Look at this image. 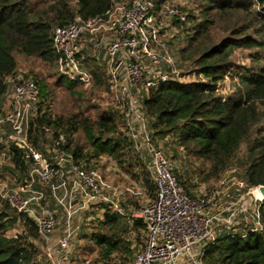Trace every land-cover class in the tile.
I'll use <instances>...</instances> for the list:
<instances>
[{
    "label": "trees",
    "instance_id": "obj_1",
    "mask_svg": "<svg viewBox=\"0 0 264 264\" xmlns=\"http://www.w3.org/2000/svg\"><path fill=\"white\" fill-rule=\"evenodd\" d=\"M115 1L0 0V99L8 90V77L16 74V56L56 65L54 28L68 24L76 15L86 19L103 17ZM166 1L153 0L156 8ZM193 1L197 14L180 8L186 12V19L174 22L184 26L185 36L173 59L178 77L171 74L162 80L157 76L153 84L145 85L141 111L154 136L171 138L185 152L184 158L173 152L176 164L172 169L191 196L196 195L200 184L218 180L234 165L243 143L246 146L241 165L246 188L264 185V123L258 129L264 121V0ZM94 60V55L86 53L81 59L91 85L111 92L104 60L99 63L103 73L92 68ZM166 68L170 74L171 66ZM186 73L194 79H183ZM32 78L38 86V113L30 121L29 136L36 148L47 153L43 125H52L54 136L61 134L64 138L59 150L68 153L74 162L95 169L101 158L108 157L144 188L148 200L155 196L150 172L132 139L121 130L123 113L101 109L92 115L90 107L75 109L65 103L54 113L51 104L58 97V87L81 101L88 86L58 70L53 73V84L39 73ZM255 129L257 134L251 138ZM6 156L9 163L0 165V181L9 175L16 185L26 184L30 160L12 144L7 146ZM55 168L60 171L51 184H42L51 196L55 194L53 181L66 178L60 175L61 168ZM178 168H183L182 173L177 172ZM127 204L140 207L131 198L120 202L126 216L104 203L89 207L79 233L84 242L76 247L78 260L83 264L132 262L135 245L131 236L144 243L146 230L143 220L129 217ZM100 211L102 216L98 217ZM257 214L254 225L243 233L219 232L205 244L203 264H264V199L259 201ZM13 228L20 231L8 234ZM36 241L41 243L42 239L34 219L16 211L0 194V264H51Z\"/></svg>",
    "mask_w": 264,
    "mask_h": 264
},
{
    "label": "built area",
    "instance_id": "obj_2",
    "mask_svg": "<svg viewBox=\"0 0 264 264\" xmlns=\"http://www.w3.org/2000/svg\"><path fill=\"white\" fill-rule=\"evenodd\" d=\"M186 15L185 11L169 1L156 8L153 0H116L103 17L86 19L76 15L71 22L55 27L52 32V47L57 54L58 73L88 83L90 74L82 67L81 50L86 42L95 40L97 33L109 32L113 38L105 40L104 61L110 90L119 100L127 103L129 111L137 114L144 127L146 116L136 107L131 93L132 87L146 71L144 57L153 64L160 63L163 58L150 47L158 40L159 23L173 17L184 21ZM163 61L172 70L170 74L161 71L158 76L162 80L171 74L178 77L173 59L165 57ZM8 81L12 83L9 96L12 109L0 115V124L6 127L3 141L7 146L12 144L21 149L31 165L26 184L17 185L15 189L4 192L0 190V194L9 200L16 211L25 212L34 219L44 243L45 256L50 263H69L66 253L73 233L69 218L78 210L85 211L91 205L99 203L107 204L111 210L126 215L120 205L122 190L106 181L98 170L87 169L84 164L74 162L68 153L60 151L59 146L64 138L61 134L54 136L56 129L52 125H43L44 133L48 137L47 153L36 148L30 140L29 125L38 113V86L31 76L20 74L8 77ZM153 83V79L147 81V84ZM127 129L134 147L138 148L132 124L127 123ZM145 142L150 155L146 168L155 183V196L131 213L132 218L143 220L146 234L141 249L130 264H203L205 244L218 235V222L229 223L231 216L221 217L212 212V206L217 201L211 195L191 196L178 182L172 164L163 150L149 144L147 137ZM56 166L61 168V175H73L69 190L79 197L75 206L71 203L75 197L68 200L67 205L64 198L58 199V203L66 209L67 222L64 234L53 239L56 228L55 212L45 208L37 213L31 206L45 198L44 190L36 189L34 184H51L53 177L60 171ZM65 182L66 179L62 178L58 185H52V189L65 186ZM123 190L124 194L131 197H136L139 193L129 186ZM253 191L260 199L255 187ZM61 253L63 259L57 260Z\"/></svg>",
    "mask_w": 264,
    "mask_h": 264
},
{
    "label": "rangeland",
    "instance_id": "obj_3",
    "mask_svg": "<svg viewBox=\"0 0 264 264\" xmlns=\"http://www.w3.org/2000/svg\"><path fill=\"white\" fill-rule=\"evenodd\" d=\"M169 2L177 5L179 8H183L188 13L191 11L197 14V6L193 0H169ZM176 18L171 19H164L159 23V36L156 43L151 44V50L154 51L160 58H172L176 59L177 56V49L183 45L184 43V34L182 32L184 26L179 27L174 24ZM99 33H97L98 39ZM113 37L111 34H105V37L101 38L100 44L96 46H90L85 49L86 54L94 55L95 60L92 62V68L97 69L99 72L103 73V69L99 65L100 61H103L105 58V40L109 41ZM17 58V67H16V75H26L27 77H35V74L44 75L47 78V82L53 84L54 78L53 73L57 70L56 65H49L45 62L40 61L37 58H25L21 55L16 56ZM160 61L158 64H153L150 62L149 59L146 57L143 58V64L146 68V75L144 73L143 77L138 81L136 87H132V97L133 100L136 101V107L141 110V95L142 93H138L137 90L143 89L145 85H147V81L152 80L158 76V73L161 71L167 70L164 61ZM194 75L192 74H184L183 79L185 80H193ZM8 93L4 95L3 102L1 103L0 107V115L5 114L7 111L11 110V103H10V93H11V86L12 83L8 81ZM227 83V82H226ZM90 81L86 83L88 87L85 88V95L83 96V100L79 101L76 99L74 95H72L69 91L65 90L62 87L57 88L58 97L55 99V102H52L53 112L56 113L61 107V103H65L66 106L71 107L75 106L74 108L77 109L81 107L82 109L86 107L92 108V115L99 112L101 109H111L115 106L112 102V98L114 97V93L104 89L103 87H96L95 85H91ZM120 96V95H119ZM136 96L138 99L136 100ZM138 102V103H137ZM139 104V106L137 105ZM125 122L121 126V130L123 133L129 136L130 132L127 129V123L132 124L134 127L135 132V143L138 148L136 152L140 155L143 159L145 165L150 161V155L146 149V137L148 138L149 144L160 148L166 154L168 159L170 160L172 166H174L175 159L173 157V152L177 153V156L181 158L185 157V152L179 148L171 138H158L152 134L151 126L149 120L145 117L143 124L144 127L141 125L140 120L136 113H133L132 116L124 119ZM264 123L262 121L259 124V127ZM6 131V127L0 124V165L1 164H8L9 160L6 156L7 151V144L3 141L4 140V132ZM257 134V129H255L252 134L251 138ZM47 137V136H46ZM48 138V137H47ZM245 146L246 144L243 143L240 147V151L238 153V159L228 170H226L221 177L216 181H211L208 183L200 184L198 189L195 190V194H202V195H211L213 199L217 202L212 206L213 213L218 214L219 216L228 217L231 216L229 223H221L218 222V228L220 233L224 231H229L232 234L243 233L245 228L253 226L256 222V210H258L259 202L261 201L258 199L256 194H254V187L246 188L245 182L243 180V168L241 165V161L245 154ZM184 164V163H183ZM183 168H178L177 172L182 173ZM96 170H98L99 174L108 181L111 182L114 186H118V190H122V194H120V202L126 201L128 198L135 199L138 201V204L143 205L146 201H148V195L146 194L143 187L138 185L134 179L129 177V175L123 173L118 167H116L114 161L108 157H103L99 160ZM125 177H124V176ZM123 176V177H122ZM73 175L66 176L65 186H58L55 189V194L53 196L46 194L45 189V198L41 202H38L31 206L37 213H41V211L45 208H49L55 212L56 215V228L53 232V239H57L64 234L65 225L67 222L66 216V209L64 206L58 203V199L64 198V203L67 205L68 200L75 196V192H70L68 188V183H71ZM126 178V180H124ZM60 182V178L57 177L53 181V185H58ZM131 187L134 190L138 191V195L136 197H131L124 194L125 187ZM17 187L14 180L9 176L2 178L0 181V190L2 192L6 190L15 189ZM36 189H44L43 185L39 182L34 184ZM256 188V187H255ZM257 191V190H256ZM258 193V192H257ZM259 195V194H258ZM260 197V196H259ZM139 207L133 206L131 204H127V211L131 217V213L135 212ZM84 211L78 210L74 213L70 218L69 222L73 229L72 238L70 241L69 252L71 254H75L77 257V250L76 247H81L80 245L83 244L84 240L79 237L80 230L83 227L84 223ZM97 216H102V211L97 213ZM127 218V217H126ZM132 218V217H131ZM134 218V217H133ZM20 231L19 228L9 229L7 231L8 234L13 235ZM133 240V244L135 245L134 254H136L143 242H137L133 236H131ZM145 239V236L142 240ZM36 243L42 249L44 253V243H40V241H36ZM45 254V253H44ZM72 256V255H71ZM93 257V255H90ZM135 256V255H134ZM47 256H45L46 258ZM75 257V258H76ZM47 259V258H46ZM63 259V254L61 253L57 260ZM134 259V258H133ZM74 262H69L65 264H83L80 260L76 259L73 260ZM176 264H183L181 262H177Z\"/></svg>",
    "mask_w": 264,
    "mask_h": 264
},
{
    "label": "crops",
    "instance_id": "obj_4",
    "mask_svg": "<svg viewBox=\"0 0 264 264\" xmlns=\"http://www.w3.org/2000/svg\"><path fill=\"white\" fill-rule=\"evenodd\" d=\"M100 35H99V39H98V37L96 36V38H94L95 40L94 41H92V42H86L84 45V47L82 48V50H81V54H80V57H84V53H86V51H85V49L86 48H88V47H90V46H96V45H98V43L100 44V40H101V38H103V37H105V34H109V32H100L99 33ZM81 58V59H82ZM103 60H104V58H103ZM105 62V61H104ZM133 87H136V85L135 86H133ZM138 91V93L140 92V93H142V90L141 89H139V90H137ZM114 93V92H113ZM115 94V93H114ZM138 99V97L136 96V100ZM3 102V97L0 99V107H1V103ZM112 102H113V104L115 105V106H113L111 109H113V110H115L116 112H120V113H123L124 114V119H126V118H128L129 116H132V112H130L129 111V108H128V106H127V103L125 102V101H122V100H119L115 95H114V97L112 98ZM138 103V102H137ZM138 106H139V104H137ZM140 108V107H139ZM129 137L131 138V136H130V134H129ZM134 146V145H133ZM98 165V164H97ZM96 169V168H95ZM61 175V174H60ZM63 175H66V174H62L61 176H63ZM61 181V180H60ZM71 182V181H70ZM69 185H70V183H68V188H69ZM75 198H73L72 200H71V203L75 206V204L77 203V199H78V195L77 194H75V196H74ZM87 210H85L84 212H86ZM213 212V211H212ZM126 216V215H125ZM72 228V227H71ZM219 229V228H218ZM145 230H146V228H145ZM72 231H73V229H72ZM219 232H220V230H218V234H219ZM146 234V233H145ZM145 240V239H144ZM142 247V246H141ZM140 250V249H139ZM72 255V256H71ZM66 257L67 258H69L70 259V262L72 261V262H74L73 260H76L77 259V257L75 256V254H71L69 251L66 253ZM76 257V258H75Z\"/></svg>",
    "mask_w": 264,
    "mask_h": 264
},
{
    "label": "water",
    "instance_id": "obj_5",
    "mask_svg": "<svg viewBox=\"0 0 264 264\" xmlns=\"http://www.w3.org/2000/svg\"><path fill=\"white\" fill-rule=\"evenodd\" d=\"M256 190H257L261 200L264 199V185L256 186Z\"/></svg>",
    "mask_w": 264,
    "mask_h": 264
}]
</instances>
